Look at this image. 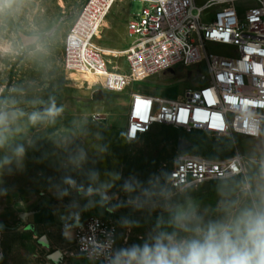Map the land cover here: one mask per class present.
Masks as SVG:
<instances>
[{
  "label": "rangeland",
  "instance_id": "obj_1",
  "mask_svg": "<svg viewBox=\"0 0 264 264\" xmlns=\"http://www.w3.org/2000/svg\"><path fill=\"white\" fill-rule=\"evenodd\" d=\"M85 1L0 0V111L10 114L5 129L8 143L0 148V264H76L78 261L92 264L74 253L72 241L65 235V226L69 223L93 216L110 217L118 225V248H121L142 244L156 226L157 218L161 215L167 218L168 213L161 207L151 210L113 207L128 199L121 181L110 189L108 195L112 199L103 206L84 208L86 198L75 191L58 198L53 185L60 184L66 174V169L61 167L67 155L65 147L83 145L89 156L84 169H97L101 179L106 178L105 172L117 171L124 179L135 176L145 185L153 176L160 177V182L166 184L168 169L180 154L223 160L240 153L245 158L264 161V133L258 139L217 138L154 127L138 141H127L124 126L131 93L182 99L187 91L201 85L200 76L195 69L176 67L171 73L143 78L137 75L138 68L130 71L124 57H119L115 58V66L139 82H131L120 93L103 91L101 98L94 97L99 86L74 87L69 78L83 76L67 73L63 66V46ZM194 1L196 7H201L217 0ZM246 4L242 2L238 6ZM143 6L137 0L117 1L95 44L126 51L130 42L127 23L141 13ZM214 10L206 14L210 16ZM208 51L225 54L224 49L217 46L208 47ZM200 72L206 73L204 69ZM53 102L63 109L54 121L45 120L36 125L29 122V114L43 113ZM97 134L103 137L102 141H97ZM180 139L188 141L190 146L179 150ZM97 142L107 143L109 152L102 160L92 163L95 154L91 145ZM17 145H23L26 150L22 163L18 165L15 160L11 164L2 163ZM261 166L259 162L249 163L244 178L171 190L172 202L191 201L205 219H218L223 214L217 207L222 199L220 192H225L232 200L240 198L243 204L239 184L245 178L253 179ZM70 175L78 183H87L81 173L71 172ZM73 200L79 201L81 206L77 220L67 216V206ZM39 214H45L47 221L37 226L29 217ZM123 217L136 223L123 226ZM57 252L59 256L54 257Z\"/></svg>",
  "mask_w": 264,
  "mask_h": 264
},
{
  "label": "built area",
  "instance_id": "obj_2",
  "mask_svg": "<svg viewBox=\"0 0 264 264\" xmlns=\"http://www.w3.org/2000/svg\"><path fill=\"white\" fill-rule=\"evenodd\" d=\"M117 1L84 2L65 37L66 71L108 70L107 56L95 41L99 25ZM137 1L144 6L127 23L130 42L124 61L128 69L142 68L155 76L171 73L176 67L192 68L201 85L174 100L131 93L126 140L138 141L154 127L217 138H260L264 131V0H217L203 7H196L194 0ZM242 2L246 6H238ZM213 8L208 16L206 12ZM210 46L223 48L225 54L208 51ZM119 73L112 74L114 84L108 81L98 89L124 91L129 77ZM246 174V158L240 153L223 160L180 154L168 169L166 185L172 191H182ZM69 225L73 251L85 260L104 264L103 256L92 260L83 251L90 244L111 239L118 248L119 228L110 217L74 221L65 230Z\"/></svg>",
  "mask_w": 264,
  "mask_h": 264
},
{
  "label": "clouds",
  "instance_id": "obj_3",
  "mask_svg": "<svg viewBox=\"0 0 264 264\" xmlns=\"http://www.w3.org/2000/svg\"><path fill=\"white\" fill-rule=\"evenodd\" d=\"M63 109L53 102L43 113L34 111L28 115L31 124L45 120L54 121ZM10 114L0 111V148L6 147L8 138L5 135ZM103 137L97 134V141ZM95 159L102 160L109 152L107 143L97 142L91 145ZM66 158L61 167L66 174L60 184L53 185L58 198L69 196L75 191L86 198L84 208L97 204H108L112 197L108 192L117 181L127 194L126 202H119L113 207L130 206L136 210L161 207L168 213L167 218L159 216L156 226L142 244H132L128 247L114 248V241L90 244L83 248L90 259L103 256L104 264H264V165L253 178H245L240 182V198L232 200L223 191L218 203V210L223 214L218 219H205L198 206L191 201L185 204L173 203L174 193L166 184L160 182V177L153 176L147 185L135 176L124 179L117 171L104 173L95 168L84 169L88 163V150L83 145L72 148L65 147ZM25 147L17 145L11 156H5L2 163L11 164L13 160L19 165L25 155ZM83 174L87 183H78L70 173ZM98 197V199H96ZM79 201L73 200L67 206V216L77 220L80 211ZM135 221L127 217L121 218L123 226H129ZM68 226L65 235L71 237ZM168 229H171L169 231ZM183 233L184 235H181Z\"/></svg>",
  "mask_w": 264,
  "mask_h": 264
},
{
  "label": "bare ground",
  "instance_id": "obj_4",
  "mask_svg": "<svg viewBox=\"0 0 264 264\" xmlns=\"http://www.w3.org/2000/svg\"><path fill=\"white\" fill-rule=\"evenodd\" d=\"M201 7H203V6H201ZM104 22H105V20L102 21V23L98 27V31H97V34L98 35L101 33L100 31H101V29H102V27L104 25ZM98 48L103 53H105V55L107 56V62H108V67L107 68H108V70L107 71H104V72L67 71V73H71V74H74V75H81V76H83L85 78V79L83 77H71V78H69V81L72 83V85L74 87H76L78 89H82V88H85V87L92 88V87H95V86H100V84L98 83V81H96L97 83L94 84V81L92 79V78H95V76L97 74H99V73H101L102 75H108L107 82L110 81L111 84H114L113 81H112V74L119 73L118 71H120L118 69V67L115 66V58L124 57L125 51L122 52V51H119V50H110V49L101 48V47H98ZM113 70H115V71H113ZM131 71H133V70H131ZM141 72H142V75L139 76V77H143V78H149V77H151V76L147 75L146 72L142 68H141ZM119 74L123 75L125 73H119ZM136 80L137 79L134 76H132V78L129 77V82H128L127 87L130 86L131 82H139V81H136ZM262 133H264V131H262ZM246 162H247V165L249 163H256V162H259L260 163V166L261 165H264V161L258 160V159L254 158V157L253 158H246ZM71 238H72V234H71L70 239Z\"/></svg>",
  "mask_w": 264,
  "mask_h": 264
},
{
  "label": "crops",
  "instance_id": "obj_5",
  "mask_svg": "<svg viewBox=\"0 0 264 264\" xmlns=\"http://www.w3.org/2000/svg\"><path fill=\"white\" fill-rule=\"evenodd\" d=\"M208 3V2H207ZM207 3H205L204 5H206ZM202 5V6H204ZM140 70V73L137 74L138 76H141L142 75V72H141V68H139ZM107 74V73H106ZM107 77L108 75H102L101 73L97 74L95 76V78H92L93 81H94V84L97 83L96 81H100L102 80V82L100 81L99 84L101 85H104L105 83H107ZM85 79V78H84ZM88 79V78H87ZM129 104H130V100H129ZM125 128H126V125L124 126V132H125ZM33 218L35 223L37 224V226H40L41 224L45 223L47 221V216L45 214H39L37 216H33V217H29V219ZM63 251L60 250V253H62ZM83 259V258H82ZM85 260V259H84ZM76 264H85L84 261H78V263ZM92 264H100L98 262H93Z\"/></svg>",
  "mask_w": 264,
  "mask_h": 264
},
{
  "label": "water",
  "instance_id": "obj_6",
  "mask_svg": "<svg viewBox=\"0 0 264 264\" xmlns=\"http://www.w3.org/2000/svg\"><path fill=\"white\" fill-rule=\"evenodd\" d=\"M101 92L102 91H100V90L97 91L95 93L94 97H100V98L103 97L104 95ZM189 146H190V143L188 141L184 140V139H180L177 142V147H178L179 150H183V149H185V148H187ZM27 216H29V214H27ZM57 256H59V253L58 252L54 254V257H57Z\"/></svg>",
  "mask_w": 264,
  "mask_h": 264
},
{
  "label": "trees",
  "instance_id": "obj_7",
  "mask_svg": "<svg viewBox=\"0 0 264 264\" xmlns=\"http://www.w3.org/2000/svg\"><path fill=\"white\" fill-rule=\"evenodd\" d=\"M164 128H166V127H164ZM172 129V128H171ZM197 133H202V132H197ZM202 134H205V133H202Z\"/></svg>",
  "mask_w": 264,
  "mask_h": 264
}]
</instances>
